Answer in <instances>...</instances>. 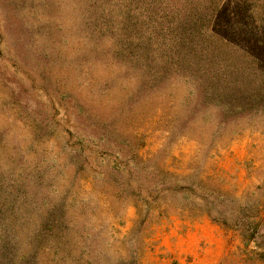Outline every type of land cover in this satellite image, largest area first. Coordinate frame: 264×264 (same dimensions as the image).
Instances as JSON below:
<instances>
[{"label": "rangeland", "instance_id": "obj_1", "mask_svg": "<svg viewBox=\"0 0 264 264\" xmlns=\"http://www.w3.org/2000/svg\"><path fill=\"white\" fill-rule=\"evenodd\" d=\"M224 5L218 27L236 29L217 62V0H0V264H237V231L168 204L170 181L212 190L210 176L264 218V0ZM233 64L242 75L221 82L257 101L220 117L198 93ZM135 150L148 177L135 186L165 196L140 227L124 179ZM204 217L226 254L214 263L202 242L174 257L170 228L185 238Z\"/></svg>", "mask_w": 264, "mask_h": 264}, {"label": "trees", "instance_id": "obj_2", "mask_svg": "<svg viewBox=\"0 0 264 264\" xmlns=\"http://www.w3.org/2000/svg\"><path fill=\"white\" fill-rule=\"evenodd\" d=\"M226 1L227 0H217V6L213 14V25H217V27L214 28L220 29L222 34L213 35V32L211 33V30H209L210 37L212 39L215 38L217 43L219 42L218 44L221 52L217 53L218 51L216 52L215 49H208V51L205 52V56L217 62H226L225 54H229L226 50V46L229 44L228 35L236 29L231 22L228 23L230 27L226 25L218 27V25L223 22V18L220 19V12L223 11L222 6L227 7L224 5ZM231 18H233V16H231ZM195 28H198V26H195ZM245 50L242 52V63L244 66H247V69H251L250 67H255L259 64V61H256L257 58L255 55L246 54ZM219 56L221 57L219 58ZM212 69L213 68L209 71L207 69L205 70L208 71V73L204 75L205 81L207 82V92L198 93V97L203 100L204 96L206 94L208 95V93L210 95H216L219 99L216 108L218 116L223 117L224 114L232 113L234 110L243 111L244 108L238 104L239 100L246 101L248 99L249 102L246 101L245 103L246 107L248 103L252 104L254 101H257L253 97L248 96L244 91H240L236 88L232 89L230 84L221 82V78H230L233 82L236 81L235 78L241 76L243 73V70L239 67L233 64L231 66H224V68H220L218 71ZM259 70H261V68H259ZM189 75H191V73ZM260 77L261 81H264L263 73L260 74ZM262 93L263 91L257 95L262 96ZM127 157L130 166H132L124 171L125 191L126 196L132 199L133 205L136 208L138 214V221L136 224L140 227L145 224L150 215L159 207L160 199H163L165 196L162 197L159 194L152 193L148 189H142L141 186L143 185L135 186L137 182L145 184L144 181H146L148 177L141 176L134 164L135 160L140 159L137 150L132 151ZM173 175L175 174L170 173V177ZM203 178L204 179H200L199 182L213 185L212 190L199 189L196 187L193 191V188L181 185L177 180L170 181V203H168L170 204V209H173L172 211L177 210L182 215L193 220L201 216H206L212 223L221 224L226 229L237 231L242 240V247L238 249L237 264H264V246L261 244V241L264 240V218L260 217L258 210L254 211V209L248 206L243 208L238 205L237 199L232 193L224 188L218 187L216 182L220 183V178H213L210 176ZM164 211L167 213V208ZM165 212L160 210L159 215L166 217ZM0 251L6 252L5 246H3ZM226 262L227 258H224L220 264H225Z\"/></svg>", "mask_w": 264, "mask_h": 264}, {"label": "crops", "instance_id": "obj_3", "mask_svg": "<svg viewBox=\"0 0 264 264\" xmlns=\"http://www.w3.org/2000/svg\"><path fill=\"white\" fill-rule=\"evenodd\" d=\"M186 225V222H182ZM187 229L185 231V235L183 238L182 235L178 233L177 230L171 229L169 234L164 238L170 242L171 247L169 246L170 253L180 258L182 256V247L184 246V250L189 255H195L199 252L200 244L203 242L208 243V248L210 245L212 249H210L211 261L216 263L224 254H226V241H224L223 233L219 227L210 223L205 217L200 219L197 222L188 223ZM206 248V249H208ZM202 249V248H201Z\"/></svg>", "mask_w": 264, "mask_h": 264}]
</instances>
